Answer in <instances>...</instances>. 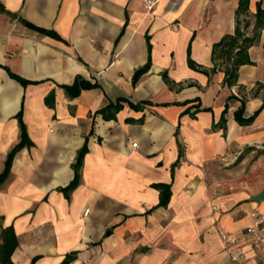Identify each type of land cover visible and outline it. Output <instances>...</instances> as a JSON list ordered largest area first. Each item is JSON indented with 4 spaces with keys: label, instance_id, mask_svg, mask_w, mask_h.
I'll use <instances>...</instances> for the list:
<instances>
[{
    "label": "crops",
    "instance_id": "1",
    "mask_svg": "<svg viewBox=\"0 0 264 264\" xmlns=\"http://www.w3.org/2000/svg\"><path fill=\"white\" fill-rule=\"evenodd\" d=\"M238 1L158 0L147 11L145 0H0V174L20 142V111L31 142L0 185V244L11 228L12 264H220L219 230L243 245L245 264H264V243L255 249L246 234L251 214H264V197L254 201L264 191V108L249 125L234 119L242 100L244 117L264 102V24L255 27L264 0L247 11L245 36L258 34L251 64L231 87L223 67L210 72ZM189 43L209 74L188 67ZM78 76L98 87L70 99L63 86ZM108 104L121 106L106 111L113 119L96 114ZM158 186L169 188L165 206Z\"/></svg>",
    "mask_w": 264,
    "mask_h": 264
},
{
    "label": "trees",
    "instance_id": "2",
    "mask_svg": "<svg viewBox=\"0 0 264 264\" xmlns=\"http://www.w3.org/2000/svg\"><path fill=\"white\" fill-rule=\"evenodd\" d=\"M249 3L250 0H239L238 5L235 11L236 17H237V22H236V27L233 35H226L224 36L219 42L213 44L212 46V54H211V59L213 62V68L210 70V72H214L217 67H223L222 71L224 73V80L223 84L227 85L228 87L233 86L236 83L237 80V72L240 66L246 65V64H251V61L249 60L247 50L249 47H251L254 43L255 38L258 36L257 33L253 37H247L245 36V31L248 27V24L246 23L243 29L239 27V21L238 18L240 15L246 14L247 11L249 10ZM256 28H262L263 27V20H264V12L261 9L260 2L256 3ZM149 38L147 37V41ZM150 44L148 43V51L150 53ZM263 49H264V44H263ZM187 65L190 69L202 72L204 74H209V72L205 69H203L201 66L197 65L192 59H191V48H190V43L187 47ZM150 67V57L147 61V63L136 70L133 73L132 76V83L133 85L138 81L141 75L145 74ZM9 76L12 79H15L16 81L20 82L21 84H25L26 82L21 79L20 77L14 75L11 72H8ZM163 79L165 82H168L166 75L163 74ZM98 85L96 83H91L90 81L78 76L74 79L73 83L71 85H64L63 89L65 90L67 96L70 99L76 98L79 96L81 91L83 90H89V89H94L97 88ZM234 98V97H233ZM232 99V97H231ZM124 101V100H120ZM148 102H142L141 104L133 105L129 104L131 107L137 109L140 105L147 104ZM120 105H112L108 104L106 107L99 109L96 111V114H100L103 116L105 119H113L108 118L106 116V111L113 109L114 111H117L120 109ZM264 108V102L260 106L258 110H256L251 116L249 117H244V109H245V100H242L241 102V107L234 112V119L239 125H249L251 124L261 109ZM204 111H207L208 109H202ZM227 111V106L225 105V108L222 112L221 118L219 122L222 124L225 122L224 115ZM17 119L19 121L20 125V142L11 150V152L7 155L6 161H5V167L3 172L0 174V185L7 179L11 164L13 161V158L15 154L23 148L25 145H31L30 140L28 139L27 133H26V128L25 125L23 124L22 121V111H20L17 114ZM87 152V140H85V143L83 147L77 152L76 158H75V163L72 165V168L74 170V179L73 181L69 184L67 189L71 188L76 182L78 181L79 178V169L82 166V160L84 155ZM160 189V202L159 206H165L167 204L168 198H169V188L161 187L158 186ZM1 240L2 243L0 244V264H12L10 261V256L17 247V241L16 237L13 234V230L11 228H7L2 231L1 233Z\"/></svg>",
    "mask_w": 264,
    "mask_h": 264
},
{
    "label": "built area",
    "instance_id": "3",
    "mask_svg": "<svg viewBox=\"0 0 264 264\" xmlns=\"http://www.w3.org/2000/svg\"><path fill=\"white\" fill-rule=\"evenodd\" d=\"M157 2L158 0H145L144 8L150 11ZM251 216L255 219V224L246 229V234L251 238L249 244L258 249L264 243V214L253 212ZM219 235L228 257L226 262L220 264H245L243 245L239 244L237 238L224 230H219Z\"/></svg>",
    "mask_w": 264,
    "mask_h": 264
},
{
    "label": "rangeland",
    "instance_id": "4",
    "mask_svg": "<svg viewBox=\"0 0 264 264\" xmlns=\"http://www.w3.org/2000/svg\"><path fill=\"white\" fill-rule=\"evenodd\" d=\"M243 18H242V22H241V26L244 27L245 24H248L247 29L251 32L252 31V23H253V19L250 17V15L248 13L243 14Z\"/></svg>",
    "mask_w": 264,
    "mask_h": 264
},
{
    "label": "water",
    "instance_id": "5",
    "mask_svg": "<svg viewBox=\"0 0 264 264\" xmlns=\"http://www.w3.org/2000/svg\"><path fill=\"white\" fill-rule=\"evenodd\" d=\"M264 197V191L261 192V194H259L256 198H254V201H259Z\"/></svg>",
    "mask_w": 264,
    "mask_h": 264
}]
</instances>
